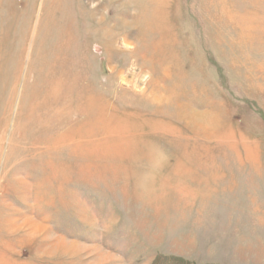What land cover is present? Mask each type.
I'll list each match as a JSON object with an SVG mask.
<instances>
[{
	"label": "rangeland",
	"instance_id": "374dc122",
	"mask_svg": "<svg viewBox=\"0 0 264 264\" xmlns=\"http://www.w3.org/2000/svg\"><path fill=\"white\" fill-rule=\"evenodd\" d=\"M0 264H264V0H0Z\"/></svg>",
	"mask_w": 264,
	"mask_h": 264
},
{
	"label": "bare ground",
	"instance_id": "6f19581e",
	"mask_svg": "<svg viewBox=\"0 0 264 264\" xmlns=\"http://www.w3.org/2000/svg\"><path fill=\"white\" fill-rule=\"evenodd\" d=\"M93 4H94V3H93ZM89 13L91 14V12H89ZM94 30H95V27H94V26L91 27L89 24L85 26V33H89V32H92V31H94ZM85 37H86V36H85ZM86 39H87V38H86ZM54 55H55V54H54ZM189 111H190V110H189ZM195 112H196V111H195ZM199 113H200V112H199ZM199 113H198V114H199ZM192 114H194V113H192ZM192 114H190L189 117H191L196 123L200 122V118H199V116H198L196 113H195V114H196L197 116L192 115ZM192 119H191V120H192ZM201 119H202V118H201ZM205 124H206V123H205ZM197 126H200V127H201V124H198ZM204 129H205V128H204ZM201 131L203 132V130H201ZM204 136H205V135H204ZM26 220H27V222H28V221H31L30 218H27ZM35 225L37 226V228L35 227V229H36V230L39 229V226H38L37 224H35ZM42 229H43V231L46 233L47 230H45V227H44V226H42ZM31 231H32V230H31ZM43 231H42V232H43ZM32 232H33V231H32ZM47 233H49V232H47ZM47 233H46V234H47Z\"/></svg>",
	"mask_w": 264,
	"mask_h": 264
}]
</instances>
